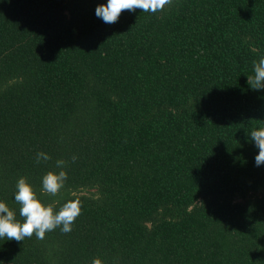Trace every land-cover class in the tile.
<instances>
[{
    "label": "trees",
    "instance_id": "obj_1",
    "mask_svg": "<svg viewBox=\"0 0 264 264\" xmlns=\"http://www.w3.org/2000/svg\"><path fill=\"white\" fill-rule=\"evenodd\" d=\"M100 4L0 0V201L22 222L25 177L54 211L82 205L69 233L0 240V264H264V89L247 82L264 0H172L113 24Z\"/></svg>",
    "mask_w": 264,
    "mask_h": 264
},
{
    "label": "clouds",
    "instance_id": "obj_2",
    "mask_svg": "<svg viewBox=\"0 0 264 264\" xmlns=\"http://www.w3.org/2000/svg\"><path fill=\"white\" fill-rule=\"evenodd\" d=\"M172 0H107V4H100L96 8V16L107 24L116 23L125 10L156 13L162 11ZM253 75H248V84L252 89H264V57L258 62H253ZM250 140L255 142L259 153L255 158L256 165L264 164V127L253 128L250 132ZM51 157L44 152L36 154V163L47 161ZM75 161L76 157H72ZM65 161L57 160L58 172L49 171L42 180V191L51 196H56L64 187L67 180V172L64 170ZM15 201L20 205L19 215L23 221L16 218V212L5 202L0 201V240L8 239L17 242L24 241L35 234L36 238L43 240L46 232L61 227L62 233L72 230L73 222L81 214L82 205L79 200H69L58 211H54V203L45 204L33 186L25 177H21L16 185ZM92 264H104L100 258L92 261Z\"/></svg>",
    "mask_w": 264,
    "mask_h": 264
}]
</instances>
